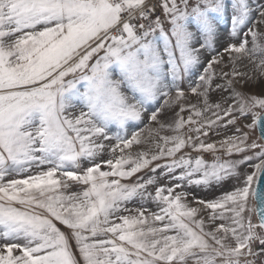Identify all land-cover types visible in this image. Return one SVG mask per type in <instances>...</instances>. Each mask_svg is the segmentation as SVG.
I'll use <instances>...</instances> for the list:
<instances>
[{
  "label": "snow or ice",
  "instance_id": "obj_1",
  "mask_svg": "<svg viewBox=\"0 0 264 264\" xmlns=\"http://www.w3.org/2000/svg\"><path fill=\"white\" fill-rule=\"evenodd\" d=\"M0 264H264V0H0Z\"/></svg>",
  "mask_w": 264,
  "mask_h": 264
},
{
  "label": "rangeland",
  "instance_id": "obj_2",
  "mask_svg": "<svg viewBox=\"0 0 264 264\" xmlns=\"http://www.w3.org/2000/svg\"><path fill=\"white\" fill-rule=\"evenodd\" d=\"M225 27L227 28V25ZM227 60H228V56H227V53H225V56H224V62H225V64H227ZM250 67L251 66L249 65V68ZM227 70H229V69L227 67H225V71H227ZM241 70H244V69H241ZM260 87L261 86L259 84H255V85H253L252 87H250L247 90L248 91H251V92H257L258 93L260 91ZM188 102L189 103L196 104V103H198V100H197V98L195 96L189 94V96H188ZM185 115H187V114H185ZM220 138L221 137H216V136H213L212 137V139H214V140H218ZM256 151H258V149ZM206 159H211V157L210 156H206ZM258 162L259 161H253V163H258ZM241 171L242 172L243 171L251 172V171H253V169L250 168V167H248L247 165H245L244 168L241 169ZM226 187H230V185H226ZM215 194H217V193H212V192H209V193H200V195H202V196L207 195L209 198H211ZM129 207H133V205H129Z\"/></svg>",
  "mask_w": 264,
  "mask_h": 264
}]
</instances>
